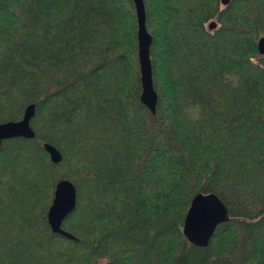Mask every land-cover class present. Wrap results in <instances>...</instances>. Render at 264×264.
Here are the masks:
<instances>
[{
  "label": "trees",
  "instance_id": "1",
  "mask_svg": "<svg viewBox=\"0 0 264 264\" xmlns=\"http://www.w3.org/2000/svg\"><path fill=\"white\" fill-rule=\"evenodd\" d=\"M143 1L154 113L132 0H0V123L35 104L0 144V264H264V0ZM59 179L74 239L47 222ZM197 193L229 215L205 247L181 231Z\"/></svg>",
  "mask_w": 264,
  "mask_h": 264
},
{
  "label": "water",
  "instance_id": "2",
  "mask_svg": "<svg viewBox=\"0 0 264 264\" xmlns=\"http://www.w3.org/2000/svg\"><path fill=\"white\" fill-rule=\"evenodd\" d=\"M135 8L137 22V59L139 66V79L141 83L140 101L151 112H155L157 94L152 81V68L149 49L151 35L146 28V15L143 0H132ZM229 0H221L223 5ZM216 22L212 21L208 28L214 29ZM260 54H264V36L257 42ZM35 113V104H28L20 119L0 123V144L3 140L24 137L33 138L35 133L30 120ZM43 147L48 153L52 163L61 161L60 152L51 144L44 143ZM76 190L74 184L67 179H59L54 188L51 204L47 211V222L53 232L67 238L74 236L61 228V223L68 213L75 207ZM229 219L227 207L213 193H197L189 203L186 210L182 233L194 245L205 247L213 236L216 227Z\"/></svg>",
  "mask_w": 264,
  "mask_h": 264
}]
</instances>
